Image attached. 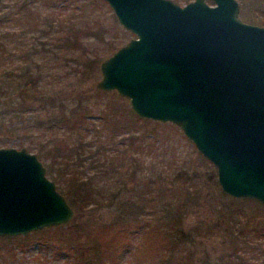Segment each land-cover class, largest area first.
<instances>
[{"label":"water","instance_id":"obj_1","mask_svg":"<svg viewBox=\"0 0 264 264\" xmlns=\"http://www.w3.org/2000/svg\"><path fill=\"white\" fill-rule=\"evenodd\" d=\"M105 1L135 36L101 60L96 86L128 98L141 118L175 124L224 193L264 204V26L244 22L237 0ZM74 214L36 152L0 146V235Z\"/></svg>","mask_w":264,"mask_h":264},{"label":"trees","instance_id":"obj_2","mask_svg":"<svg viewBox=\"0 0 264 264\" xmlns=\"http://www.w3.org/2000/svg\"><path fill=\"white\" fill-rule=\"evenodd\" d=\"M11 1L7 9L0 14V64L5 58L2 54L7 48L6 42L17 38L15 33L13 35V33L5 32L1 27L10 22L21 23L23 19L28 22V17L30 19L25 30L37 31L36 44L31 46L28 53L34 52L39 55L33 66L30 65L31 63L16 64L13 69L0 73V130L1 122L6 117L18 116L22 123L25 121L22 114L33 109L37 113L36 117L18 127L22 128L26 125L30 133V128H32L37 129L32 131H39L40 136L45 135L43 142L35 143V146L25 141L26 148L30 151L36 148L39 158L49 160L53 167L59 163L63 169L61 172L58 170L61 177L69 175L66 187L59 189L58 186V189L64 191L62 193L75 210L72 219L77 217L80 211L89 204L97 206L103 200L107 207L117 212L108 221L90 220L91 222L84 225L79 223L74 230L70 229L73 228L71 225L68 230H63L69 232L68 234L61 232L63 225L34 231L48 233L41 236L38 242L45 246H54L55 257L63 258L60 264H232L238 258L237 247L212 258L206 253L207 250L202 240L203 237L208 236L210 230L202 231L200 227L195 229L184 227L185 200L173 201L172 198H176V188L180 187L174 188V182L170 184L171 186L164 188L154 187L157 181L151 178L150 182L129 186L128 182L121 181L120 175L114 183H100V179L95 176L83 179L77 175V171L71 169L74 159L81 155L85 146L83 139L90 131L95 130L99 134L104 131L100 141L111 144L114 152L118 144L123 145L124 141L128 145H133L135 133L140 131L138 130L139 123L152 120L140 118L131 109L128 113L126 109L110 101L100 109L102 111L98 116L100 125L94 124L88 99L81 95L76 98L64 95L63 89L58 90L53 85L57 80L59 81V78L55 77L53 80L54 77L51 78L53 75L51 76L47 70L52 67V60L61 61L62 57H67L65 51H68L71 45L79 43L85 47L86 40L89 38L88 31L92 28H87V23L82 29L78 25L59 21V17H56V13L52 10L60 11V6L67 5L69 0ZM37 3L40 5L38 6ZM40 7L43 9L38 10ZM40 11L45 12L42 22L34 19V13L40 15ZM118 28L119 30L112 38L115 42L107 45L111 52L119 46L116 40L123 38V31H120V26ZM96 35L99 38V34ZM19 36L23 38V35ZM40 37H46V40H41ZM55 37H58L56 44L52 41ZM51 42L54 43L53 46ZM99 49V44L95 43L90 52L92 56L89 58L88 66H92L100 59ZM49 52L52 53V57L47 54ZM12 82L15 83L17 89L10 90ZM27 99H35L38 105L31 106L26 103L23 105V101ZM56 131L68 133L72 141L69 142L66 138L57 136L59 132L54 134ZM0 142L7 143V140L0 138ZM49 145L52 149L47 148ZM90 154L94 155V152ZM114 159L115 157H104L102 160L98 158L97 161L102 165L110 161L109 169L104 172L118 173L120 172L118 169H122L123 166L113 162ZM52 166L47 167L48 176L52 171ZM184 173L188 175L187 172ZM186 182L184 180V183ZM138 185L141 188H138ZM183 186H187V183ZM150 193L156 194L150 195ZM178 194H183V192L178 190ZM184 195L187 194L184 193ZM248 200L252 199L248 198ZM227 219L228 231L229 221H234H232L233 218L227 217ZM233 225L230 233H237L241 245L252 243L259 244L260 247L264 245V242L260 241L261 237H264L263 227L249 224L248 221H244L240 226L235 222ZM27 236L22 235L23 238ZM81 236L85 237L83 241L80 240ZM133 243H135V248L132 250ZM127 254H132L129 261L124 259ZM260 264H264V254Z\"/></svg>","mask_w":264,"mask_h":264},{"label":"rangeland","instance_id":"obj_3","mask_svg":"<svg viewBox=\"0 0 264 264\" xmlns=\"http://www.w3.org/2000/svg\"><path fill=\"white\" fill-rule=\"evenodd\" d=\"M2 1L0 14L6 10L5 5L12 2L11 0ZM174 1L179 4L186 3L185 0ZM238 2L240 5L239 15L244 21L253 23L250 21H253L252 19L255 20L258 15L264 19V0H238ZM66 4L60 6V11L58 9L52 10L56 13L55 16L59 17L60 22L72 23L82 29L87 23V28L92 29L88 31L89 38L86 40L85 47L79 43H75L70 46L68 51H65L67 57H62L61 61H51L52 67L47 68V70H49L48 72H50L51 76L53 75L51 77H54L53 80H55V77L56 79L59 78V81L57 80L58 82L56 81L53 85L58 90L63 89V94L66 96L76 98L78 95H81L83 98L88 99L94 124L100 125L98 117L100 116L99 113L102 112L100 109L104 108L110 101L130 113L129 109L131 108L128 98L119 95L115 90L99 89L96 84L101 78L99 67L101 60L114 51L111 52L107 45L110 42H115L112 38L119 30L118 26L122 29L120 31H123L122 40H116L119 46L134 37L135 34L118 23L112 9L105 0H74L73 2L69 0ZM42 9L43 7H40L38 10ZM44 13L40 11L41 16L34 13V19L42 22ZM29 19L28 17V22L23 19L20 21L21 23L10 22L1 27L5 32L13 33V35L15 33L17 38L6 42L7 48L4 51L5 53L3 52L4 54H2V57L5 58L3 61L1 60L0 73L13 69L16 64L24 65L25 63H31L30 65L33 66L36 59H38L39 54L33 52L31 55L32 52L28 53L31 46L36 44L35 35H37L36 30H33V32L25 30ZM57 34L59 36V33ZM96 34H99V38ZM19 35L25 36L23 42H21ZM45 38L40 37L41 40H46ZM57 39L58 37H55L52 41L55 43ZM54 43H52V46ZM95 43L99 44L101 57L97 60V63L95 61L92 66H88L87 63L92 56L90 52ZM47 54L49 57H52V53L49 52ZM14 84L12 82L10 90L17 89ZM23 103V105L25 103L31 106L38 105L35 99H27ZM36 114L33 109L25 111L22 114L25 121L22 123L26 124V121L34 119ZM22 123H20L18 116L6 117L1 122L0 138L6 139L7 143L0 142V146L20 148L26 147L25 141L33 143L34 146L35 143L43 142V139L46 138L45 135L41 134L42 136H40V132L32 131L37 130L32 128H30V133L26 125L22 128L18 127ZM140 123L138 125V130L140 131L135 133L136 137H134L135 141L133 145H128L124 141L123 145L118 144L114 152L111 144L100 141L105 133L104 131L100 133L101 135L95 130L90 131L86 134V138L83 139L85 146L81 155L77 159L73 158L74 164H71V169L77 171V175L83 179L89 176L94 178L95 176L100 179V183H114L120 175L121 181L128 182L129 186L142 184L151 180V178H154L155 182L157 181L154 187L159 186L164 188L168 185L171 186L170 184L174 182V188L180 187L176 188V198L173 197V201L185 200L184 227L190 229L200 227L202 231L206 229L210 230L208 236L202 239L208 255L214 258L224 251H231L233 247H237L238 258L232 264H260L262 255L264 254V245L261 247L255 243L241 245L239 243L240 239L237 238V233L230 232L234 226V222L240 226L244 221H248L249 224L257 227H263L264 231V204L252 198V200H248V198H235L224 193L217 181L214 165L197 150L194 143L186 138L175 124L157 120ZM58 132L56 131L54 134ZM60 132L57 136L66 138L69 142L72 141L68 133ZM47 148L52 149L50 145ZM127 149L129 151H126ZM96 151L97 153H95ZM33 152H36V148ZM91 152H94V155L90 154ZM104 157H115L113 162L123 166L122 169H118L120 172H104L109 169L110 161L103 165L97 161L98 158L102 160ZM42 161L46 167L48 165L52 166L49 160L42 159ZM51 168L52 171L49 173V177L56 181L59 189L65 188L68 184L67 178H69V175L61 177L58 174V170L60 172L61 170L63 171L59 163H56ZM184 172H187L188 175ZM184 180L187 181V186H183L186 184ZM138 188L141 187L139 186ZM178 190H181L183 194H178ZM60 191L62 192L63 190ZM153 192L155 191L153 190ZM184 193L187 195H184ZM153 194L150 193V195ZM116 214V210L107 207L104 200L97 206L89 204L84 210L80 211L77 217L75 216L74 219H71L68 222L69 224H62L63 228L61 232L68 234L69 232H64L63 230H68L71 225L73 228L70 229L74 230L79 223L84 225L91 222L90 220L99 222L108 221ZM227 217L229 219L233 218L232 221H234H229L228 231ZM47 234L32 231L27 234L7 236L6 238L2 237L4 235H0V264H60L63 258L55 257L54 246H45L38 242L41 236ZM22 235L28 236L23 238ZM263 238L261 237V242H264ZM84 239V236L80 237L81 241ZM133 245L132 250L135 248V243ZM131 256L132 254H127L124 259L129 261ZM200 256H203V254H200Z\"/></svg>","mask_w":264,"mask_h":264},{"label":"flooded vegetation","instance_id":"obj_4","mask_svg":"<svg viewBox=\"0 0 264 264\" xmlns=\"http://www.w3.org/2000/svg\"><path fill=\"white\" fill-rule=\"evenodd\" d=\"M174 1V0H173ZM186 1V3H188V2H190V1H193V0H185ZM238 1V0H237ZM2 0H1V3H0V7L2 6ZM174 2H176V1H174ZM206 2L207 3H209V4H212L213 3V1L212 0H206ZM176 3H178V2H176ZM239 3V2H238ZM179 4V3H178ZM180 5H183V4H180ZM6 7V9H7V5H5ZM240 13V5H239V12H238V14ZM239 17H240V15H239ZM262 16H259L258 15V17L254 20V19H252L253 21H250V22H253V23H250V24H256V25H263L264 26V19L263 18H261ZM241 18V17H240ZM242 19V18H241ZM243 20V19H242ZM244 21V20H243ZM244 22H246V21H244ZM247 23H249V22H247ZM3 30V29H2ZM20 39H21V42H23V39H24V37L23 38H21L20 37ZM5 53V52H4ZM3 53V54H4ZM33 53H31V55H32ZM27 55V54H26ZM30 55V56H31ZM27 58H28V56H26Z\"/></svg>","mask_w":264,"mask_h":264}]
</instances>
